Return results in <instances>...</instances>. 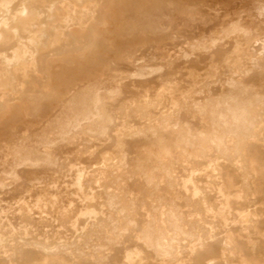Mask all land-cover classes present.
<instances>
[{
	"label": "rangeland",
	"instance_id": "1",
	"mask_svg": "<svg viewBox=\"0 0 264 264\" xmlns=\"http://www.w3.org/2000/svg\"><path fill=\"white\" fill-rule=\"evenodd\" d=\"M50 1L58 5L53 20ZM129 1L89 12L76 0L8 4V24L0 25V264H264V101L243 106L264 100V11L254 0H132L142 10L167 4L154 12L167 29L153 34L126 29ZM24 2L40 12L35 22L47 35L20 63L15 50L30 41L19 21ZM233 88L247 93L238 107L253 125L241 141L224 140L228 155L237 153L230 160L196 145L209 128L186 105L219 103ZM90 90L104 114L65 134L77 116L61 117L63 107ZM42 143L55 167L21 166L2 178L17 151L44 152ZM80 173L81 185L103 179L119 198L124 216L115 227L107 209L102 227L85 224L103 195L96 184L94 199L84 193ZM61 214L67 223L82 216L90 228L83 243ZM10 225L25 226L30 238L13 237ZM46 241L55 248L45 249Z\"/></svg>",
	"mask_w": 264,
	"mask_h": 264
},
{
	"label": "bare ground",
	"instance_id": "2",
	"mask_svg": "<svg viewBox=\"0 0 264 264\" xmlns=\"http://www.w3.org/2000/svg\"><path fill=\"white\" fill-rule=\"evenodd\" d=\"M79 1L81 2V5L84 6V9L87 10L86 12H89L91 7H94V8L99 7L100 10H103V9L104 10H113L117 6V2L119 3L122 0H76V3H78ZM101 1L104 2L103 5L100 4ZM11 2H12V0H11ZM11 2H10V0H0V25L7 23V18H8L7 14L9 12L7 7H8L9 3L11 4ZM43 2L46 4L48 2V0H43ZM57 2L58 1H56V3ZM169 2L171 3V1H169ZM28 3H30V2H24L21 5V8L19 10L20 17H21V20H19V21L22 24V26L24 27V29L30 33L29 45L26 46L24 44H20V47L17 50H15L16 51L15 52L16 60H20V63L21 62L23 63V62L30 60L29 58L31 56L29 55V52H30L29 46L33 45L36 48V46L40 47V45H44L42 39L47 35V33L44 32L46 30L45 28L41 27V25L37 26V23L39 22L38 19L41 18V17H39V16H41L40 12L38 10H35V9H30L28 7V6H30ZM169 5H171V4H169ZM57 6L58 5L55 4V1H50V4L48 5V7H49L48 9H49V13H50L49 16L51 17V20L55 19L59 15L58 14L59 12H57L58 11ZM125 6H128V7H126V12H127L128 16L125 17V19L126 18L128 19V21H126L128 23H125V27L129 31H133V32L143 31V32H149V33H153V34H157V33L160 34L164 30L167 29L162 24V18L157 17L156 16L157 14L154 13V12H157L161 9L162 10L163 9L165 10V8L167 9V4H165L164 2L149 3V4L146 3V5H145V6H147L146 10H142L139 7H137L135 2L132 0L125 3ZM253 9L262 13L264 11L263 0H254L253 1ZM117 11H118V9H117ZM170 11H171V9H170ZM166 14H167V12H166ZM159 15H161V14L159 13ZM174 15H175V13H174ZM170 16H171V14H170ZM170 18H172V17H170ZM36 20H38L37 23L35 22ZM119 20L120 19L118 18V21ZM113 25H111V26H113ZM118 27H119V25H118ZM30 28H33L34 30L33 29L31 30ZM114 29H117V26ZM230 31H231V29H230ZM227 33H230V32L228 31ZM136 35H138V34H136ZM197 45H199V43ZM201 45H203V43ZM199 47L204 48L205 45H204V47L199 45ZM93 48H94V46H93ZM197 49H199V48L197 47ZM96 54H97V52H96ZM83 55H85V54H83ZM93 56H95V55H93ZM3 61L7 65L9 64V60L7 57H3ZM144 73H145L144 69L136 67V69H135V75L136 76H143ZM2 83L4 84L5 82L2 81ZM91 92H93V91L90 90L88 93L82 92V93H77V94L73 95L71 100L63 107L61 117L77 116V119L75 120V122L66 124V128L64 130L65 134L66 133H72L75 130L78 131L81 127V122L83 120L89 119L90 117H99L100 114H104L102 111V107H101V104H102L101 98H99L98 95L93 96V93L91 94ZM245 94H247V93H245ZM245 94H244L243 90L233 88L228 93V95H226L222 100H220L219 103L214 104L212 100H209L204 104L199 102V101L198 102L192 101L189 105H186V106L191 108V111L195 115L202 116L205 119L206 124L208 125L207 128H209L208 131L206 130L207 132L202 131L199 134V139L196 141V145L198 147H201V148L206 149V150L209 149L208 147L215 148L218 153L224 155L226 158H228L230 160H233L237 156V153H235V155L233 157L228 155V153L226 151L225 144H224V140L228 136L229 137L235 136L238 139V141H241L242 138L246 137L247 129L249 128V126L253 125V122L249 119V116H250L249 111L246 109H242V108L238 107L239 106L238 105V99L240 97L244 96ZM263 101H264L263 98L261 99V97L259 98V96H256L253 100H248L243 106L263 105ZM80 119H82V121ZM228 119L231 121L229 126L227 123ZM200 120H202V119L200 118ZM178 122H179V120H178ZM41 145L45 146L46 150L44 152H41L38 149H35L33 151H27V150L26 151L25 150L17 151L13 157V161H12L11 165L9 166L10 169L4 170L2 178L4 180H9L11 178H14L17 174L18 168L21 166L34 167V166H38L41 163H45L50 167L51 166L55 167L58 159L55 158L52 150L50 149V145L44 144V143H42ZM182 153H186L184 149H183ZM205 153H206V151H205ZM71 170H72V167L70 166L65 172H63V177H67V174L69 172H71ZM84 176H85V174H82V173H80L78 176V182L80 184L81 189L84 191V193L87 192V194H89L90 197L92 199H94L95 194L92 193V191H91V185L96 184V185H98L99 189L102 188L101 193L103 195V196H101L100 202L96 203L94 206L91 205L90 210H91V214L93 216L92 217H86L85 218V224L89 223L90 220L95 219L98 222L97 225H100V227H102L101 224L104 220L103 209H107V210L112 212V214L109 215L108 220L115 227L118 224L119 219L122 216H124V210L121 207L119 198L114 196L110 192L109 185L103 179L90 178L89 180H87L86 184L81 185L82 184L81 179H83ZM192 195L198 196L195 191H193ZM202 205H204V204L202 203ZM59 216H60L61 220L63 221L65 227H67V228L70 227L74 230L75 236L73 237V241H78L80 243H83L84 238L90 233L89 232L90 228L87 227V225L84 227H82L80 225V221L82 219L81 218L82 216L76 215L74 217V219L70 220L68 223L66 221V215L61 214ZM20 217H21L22 221L27 222L28 217H26L24 215H20ZM10 227L12 230V234L14 235L13 237H17L18 239H20L22 241H27L30 238V233H28V230H27V228H25V226L19 232L16 231L14 228H12L11 225H10ZM1 228H2V225L0 223V231H1ZM197 238L199 240H203V235H199ZM5 241H6L5 235L0 234V244H3ZM55 245H54V243L49 242V241H46L45 243H43V247L47 250H53L55 248ZM61 249H63V248H61Z\"/></svg>",
	"mask_w": 264,
	"mask_h": 264
}]
</instances>
